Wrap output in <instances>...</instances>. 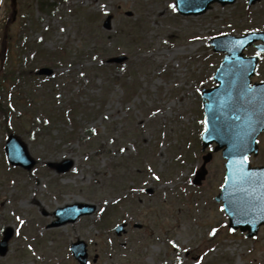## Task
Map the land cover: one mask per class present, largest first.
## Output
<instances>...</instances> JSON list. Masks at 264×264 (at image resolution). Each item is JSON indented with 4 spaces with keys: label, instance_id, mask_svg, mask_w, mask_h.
<instances>
[{
    "label": "rangeland",
    "instance_id": "374dc122",
    "mask_svg": "<svg viewBox=\"0 0 264 264\" xmlns=\"http://www.w3.org/2000/svg\"><path fill=\"white\" fill-rule=\"evenodd\" d=\"M46 2L56 5L53 14L43 12ZM246 2L184 18L171 7L175 0H18L5 56L13 11L11 0L2 1L0 80L9 70H25L28 80L20 90L0 86V241L5 229L14 231L0 264H79L70 252L79 240L90 264H196L198 256L201 264H264V244L229 237L211 202L220 155L203 185L193 184L204 155L201 91L213 88L223 58L210 41L264 25V4L246 12ZM23 29L44 56L19 55ZM62 49L69 57L56 68ZM121 56L124 63H108ZM42 67L55 75L37 76ZM6 126L37 161L34 170L8 164ZM65 161L74 164L66 174L48 166ZM82 204L97 211L50 229L56 210ZM122 223L127 232L118 237Z\"/></svg>",
    "mask_w": 264,
    "mask_h": 264
},
{
    "label": "water",
    "instance_id": "95a60500",
    "mask_svg": "<svg viewBox=\"0 0 264 264\" xmlns=\"http://www.w3.org/2000/svg\"><path fill=\"white\" fill-rule=\"evenodd\" d=\"M236 0H177L178 11L183 15H200L207 12L210 5L220 2L223 5L233 4ZM259 0H250L251 4ZM130 15V14H129ZM110 19L105 27L110 28ZM260 36L252 34L243 39L234 37H224L212 42L216 46V51H226L229 53L221 65L215 79L219 87L206 91L204 100L206 107V123L208 131L204 134V147L212 142H217L220 148L226 147L224 156L227 163V183L223 188V194L219 200L225 202L228 215L235 224H239L241 217L240 209L244 205L241 194L243 190H254V183H257L264 169L251 170L245 158L252 151H257L256 138L264 130V85L250 88V77L255 73L256 58L243 59V51L250 44L251 40L259 39ZM124 58L114 59L111 62H122ZM41 75H51L52 71L44 69ZM6 151L9 160L13 165L22 166L28 170L32 169L35 162L29 157L26 148L15 138L11 137ZM205 157V164L197 175L196 184H201L207 174L206 164L210 161ZM59 172H67L72 164L67 162L61 165H51ZM246 187V188H245ZM69 208L66 211H71ZM95 208L82 206L81 209L72 215L63 217L56 225H62L68 221H75L82 215L93 213ZM67 217V218H66ZM244 229V228H243ZM11 237L8 232L4 241L0 244V253L6 252L7 242ZM79 250L73 251L82 264H85L86 254L83 243L77 245Z\"/></svg>",
    "mask_w": 264,
    "mask_h": 264
},
{
    "label": "snow or ice",
    "instance_id": "6c2138e0",
    "mask_svg": "<svg viewBox=\"0 0 264 264\" xmlns=\"http://www.w3.org/2000/svg\"><path fill=\"white\" fill-rule=\"evenodd\" d=\"M171 7L173 8V10H175V5H172ZM153 115H155V113H153ZM245 159H247V158H245ZM156 179H159V177H156ZM211 234L215 235L216 234L215 230H213V232ZM181 264H182V262H181Z\"/></svg>",
    "mask_w": 264,
    "mask_h": 264
},
{
    "label": "trees",
    "instance_id": "16d2710c",
    "mask_svg": "<svg viewBox=\"0 0 264 264\" xmlns=\"http://www.w3.org/2000/svg\"><path fill=\"white\" fill-rule=\"evenodd\" d=\"M65 52L59 51L57 56H62ZM64 57V56H63Z\"/></svg>",
    "mask_w": 264,
    "mask_h": 264
},
{
    "label": "flooded vegetation",
    "instance_id": "af4514ba",
    "mask_svg": "<svg viewBox=\"0 0 264 264\" xmlns=\"http://www.w3.org/2000/svg\"><path fill=\"white\" fill-rule=\"evenodd\" d=\"M262 231H263V232H262ZM261 232H262V234H264V229H261V230H260V233H261Z\"/></svg>",
    "mask_w": 264,
    "mask_h": 264
}]
</instances>
